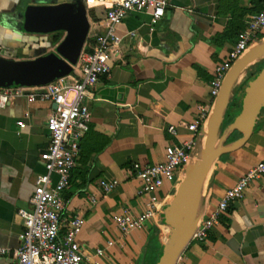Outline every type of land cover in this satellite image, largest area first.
<instances>
[{
  "label": "crops",
  "instance_id": "obj_1",
  "mask_svg": "<svg viewBox=\"0 0 264 264\" xmlns=\"http://www.w3.org/2000/svg\"><path fill=\"white\" fill-rule=\"evenodd\" d=\"M62 3L72 5L73 27L60 31L58 42L53 40L58 32L25 30L28 5ZM263 7L264 0H170L159 21L147 12H132L118 26L121 41L110 49V72L88 90L89 130L63 193V224L74 216L84 220L79 235L82 264H155L169 232L163 213L128 235L113 220L114 214L125 210L138 215L145 209L147 197L139 194L133 165L159 163L169 145L198 141L214 100L215 67L228 59L249 17ZM107 11V5L90 0H0V56L14 59L23 69L43 53L56 51L72 63L73 72L53 83H72L82 54L91 52L107 30ZM263 40L264 33L258 42ZM262 66L264 62H256L245 70L234 99L238 93L243 97L248 81ZM51 84L37 86L24 79L15 88L20 95L0 108V249L7 250L0 253V264H17L15 251L25 229L19 211L33 209L36 178L45 172L41 156L50 144L47 121L56 105L49 99L32 100L30 95ZM172 126L176 135L169 131ZM233 136L235 140L241 134ZM263 159L264 110L249 141L223 155L210 171L202 218ZM182 176L160 191L165 207L177 194ZM115 178L121 184L105 194L101 181ZM65 230L63 226L62 233ZM177 264H264V177L251 181L206 240H192Z\"/></svg>",
  "mask_w": 264,
  "mask_h": 264
},
{
  "label": "built area",
  "instance_id": "obj_2",
  "mask_svg": "<svg viewBox=\"0 0 264 264\" xmlns=\"http://www.w3.org/2000/svg\"><path fill=\"white\" fill-rule=\"evenodd\" d=\"M108 6L107 30L100 35L91 52L81 56L78 75L69 83H53L41 93L31 94L35 100H52L56 108L47 121L50 144L41 156L45 172L36 178L35 189L31 198L33 209L20 210L24 231L21 244L15 251L17 264H82L84 252L79 242L84 220L74 216L63 224L65 210L64 191L69 187L71 173L77 165L80 143L89 130L91 112L87 104L88 90L99 82L101 75L109 73V52L112 45L120 43L118 26L132 12H147L153 21H159L170 6V0H90ZM264 33V7L252 14L247 28L231 50L229 57L217 65L211 82V93L215 98L221 88L224 76L232 63L244 52L258 43ZM64 79V78H62ZM20 95L15 88H4L0 92V108H5L12 99ZM198 131L199 124L193 125ZM169 131L176 135L174 126ZM195 139L181 145H169L163 161L153 164L133 165V174L140 182L139 194L146 196L145 209L134 215L130 210L114 214L113 220L124 235L143 228L147 222L157 219L164 211L165 203L160 191L168 184L178 182L185 173L187 165L193 160L197 148ZM264 177V159L248 169L239 181L229 188L218 203L216 209L203 217L193 240L205 241L209 231L219 224L232 201L243 197L245 190L255 179ZM121 181L103 179L101 187L105 194L115 190ZM66 227L62 233V228ZM0 253H7L0 249ZM99 253H102L99 251Z\"/></svg>",
  "mask_w": 264,
  "mask_h": 264
},
{
  "label": "water",
  "instance_id": "obj_3",
  "mask_svg": "<svg viewBox=\"0 0 264 264\" xmlns=\"http://www.w3.org/2000/svg\"><path fill=\"white\" fill-rule=\"evenodd\" d=\"M25 30L33 34L70 31L73 27L72 5H28L24 12ZM264 62V40L237 58L224 76L203 122L197 143V155L187 165L177 194L165 207L163 223L169 233L156 264H177L193 240L203 216L204 185L216 162L225 154L243 147L253 135L264 110V66L250 79L244 91L239 113L225 125L236 93V84L253 63ZM73 65L56 51H48L23 69L14 59L0 56V87L16 88L27 79L37 86H47L69 76ZM238 132L241 137L230 141Z\"/></svg>",
  "mask_w": 264,
  "mask_h": 264
},
{
  "label": "rangeland",
  "instance_id": "obj_4",
  "mask_svg": "<svg viewBox=\"0 0 264 264\" xmlns=\"http://www.w3.org/2000/svg\"><path fill=\"white\" fill-rule=\"evenodd\" d=\"M241 99H242L241 98V94L238 93V95L236 96V99H234L232 101V105L230 106V108L228 110V113H227V116H226L225 125H227V123H229L234 118V116L240 111V104H241L240 100ZM233 138H235V137L233 136ZM230 141H232V139H230ZM168 229H169V227H168ZM157 258H158V255L155 257V260Z\"/></svg>",
  "mask_w": 264,
  "mask_h": 264
},
{
  "label": "trees",
  "instance_id": "obj_5",
  "mask_svg": "<svg viewBox=\"0 0 264 264\" xmlns=\"http://www.w3.org/2000/svg\"><path fill=\"white\" fill-rule=\"evenodd\" d=\"M61 36H62V33L61 32H58V33H55L54 34V36H53V40H54V42H58L59 40H60V38H61ZM263 67V66H262ZM158 255H159V253H158ZM158 259V258H157ZM157 259H156V261H155V264H156V262H157Z\"/></svg>",
  "mask_w": 264,
  "mask_h": 264
},
{
  "label": "bare ground",
  "instance_id": "obj_6",
  "mask_svg": "<svg viewBox=\"0 0 264 264\" xmlns=\"http://www.w3.org/2000/svg\"><path fill=\"white\" fill-rule=\"evenodd\" d=\"M184 177H185V173L183 174V176H182V178H181V181H183L184 180ZM181 185V184H180ZM173 199V198H172ZM172 199H171V201H172Z\"/></svg>",
  "mask_w": 264,
  "mask_h": 264
}]
</instances>
